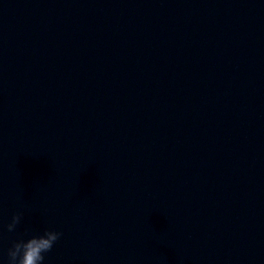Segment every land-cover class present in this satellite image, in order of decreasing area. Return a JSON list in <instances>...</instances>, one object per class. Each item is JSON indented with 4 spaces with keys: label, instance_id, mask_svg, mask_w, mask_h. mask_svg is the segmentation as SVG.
Segmentation results:
<instances>
[{
    "label": "water",
    "instance_id": "95a60500",
    "mask_svg": "<svg viewBox=\"0 0 264 264\" xmlns=\"http://www.w3.org/2000/svg\"><path fill=\"white\" fill-rule=\"evenodd\" d=\"M0 225V264H264V0H0Z\"/></svg>",
    "mask_w": 264,
    "mask_h": 264
},
{
    "label": "clouds",
    "instance_id": "9594fccd",
    "mask_svg": "<svg viewBox=\"0 0 264 264\" xmlns=\"http://www.w3.org/2000/svg\"><path fill=\"white\" fill-rule=\"evenodd\" d=\"M23 212L12 215L6 224L7 232H15L23 219ZM4 227L0 225V239H3ZM26 229V233H27ZM63 233L55 230H45L43 235H33L31 238L19 239L12 242L7 249L6 264H44L45 254L52 251Z\"/></svg>",
    "mask_w": 264,
    "mask_h": 264
}]
</instances>
